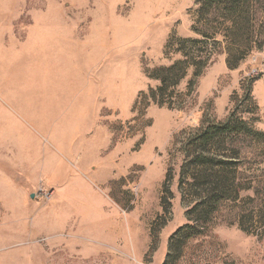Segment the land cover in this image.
<instances>
[{"label":"rangeland","instance_id":"1","mask_svg":"<svg viewBox=\"0 0 264 264\" xmlns=\"http://www.w3.org/2000/svg\"><path fill=\"white\" fill-rule=\"evenodd\" d=\"M230 2L0 0V264H264V0ZM201 153L233 189L205 218Z\"/></svg>","mask_w":264,"mask_h":264},{"label":"trees","instance_id":"2","mask_svg":"<svg viewBox=\"0 0 264 264\" xmlns=\"http://www.w3.org/2000/svg\"><path fill=\"white\" fill-rule=\"evenodd\" d=\"M206 2H214V0H205ZM239 2L240 0H229V2ZM230 2V3H231ZM221 4V3H220ZM174 39L171 38L169 41V46L174 45ZM192 40H183L180 41L181 44L189 42ZM193 43L198 44L199 41H193ZM193 60L190 61H179L177 64L161 67L157 70L160 74H154L153 78H158L160 80V85L156 88H149L148 92H142L141 98L149 100H153L157 104L160 105H168V107H172L173 104L171 102H167L166 97L170 96L168 93L170 83L177 85L179 83V79L183 76V72L185 71V64H192ZM207 63V62H206ZM205 64H203L204 66ZM202 66V67H203ZM201 67V68H202ZM247 99L253 100L251 96L250 90L247 93ZM256 109L258 106L256 104ZM241 126L245 127V123L240 120V118L235 119L234 115L232 114L226 122L220 124H213L203 130L202 132L196 134L193 139L189 142L195 148H203L212 151L213 153L217 154L216 150H218L221 144H224L227 138H224V133L227 132H236L239 130ZM245 129V128H244ZM246 130L249 131L250 134L264 136V133L257 132L253 128L247 127ZM220 135V136H219ZM215 154H198L193 159V163L195 167L198 165H202L205 170L199 171L200 174L195 176L197 180L196 183L191 184V189L197 192V195H200L201 202H199L197 208H201L203 217H207L213 211H216L219 207V204L227 200L233 193L232 189V182L230 178V174L226 171V165L229 163L227 160H220L217 158ZM215 165L219 166L220 169L217 171L215 170ZM223 167H222V166ZM219 189V191H215ZM194 193V192H193ZM196 208V209H197ZM201 217V216H200ZM197 226L188 224L185 227H182L178 230V233L183 232L184 230H189L191 233L189 236L193 235ZM176 235V234H175ZM174 235V236H175ZM173 236V237H174ZM169 264V263H167Z\"/></svg>","mask_w":264,"mask_h":264}]
</instances>
